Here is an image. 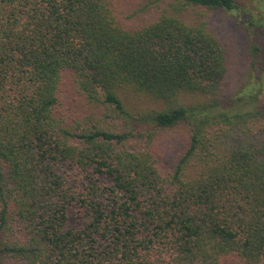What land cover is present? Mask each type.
I'll list each match as a JSON object with an SVG mask.
<instances>
[{"label": "trees", "instance_id": "1", "mask_svg": "<svg viewBox=\"0 0 264 264\" xmlns=\"http://www.w3.org/2000/svg\"><path fill=\"white\" fill-rule=\"evenodd\" d=\"M206 10L241 6L0 0V264H264V110Z\"/></svg>", "mask_w": 264, "mask_h": 264}, {"label": "rangeland", "instance_id": "2", "mask_svg": "<svg viewBox=\"0 0 264 264\" xmlns=\"http://www.w3.org/2000/svg\"><path fill=\"white\" fill-rule=\"evenodd\" d=\"M240 11L206 10L189 14L190 20L206 21L209 30L228 52L229 96L223 105L241 110H264V0H238ZM130 12L133 8L129 9ZM148 14L140 13L125 20L129 26L145 24ZM260 53L255 55L254 48ZM134 106L138 100H134ZM81 104L77 105V110ZM135 109H133L134 111ZM186 144L185 128L165 132L160 140L162 159L170 165ZM83 218L70 214V225L81 226Z\"/></svg>", "mask_w": 264, "mask_h": 264}]
</instances>
